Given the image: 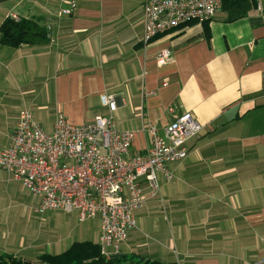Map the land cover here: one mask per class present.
Returning a JSON list of instances; mask_svg holds the SVG:
<instances>
[{"label": "crops", "instance_id": "obj_1", "mask_svg": "<svg viewBox=\"0 0 264 264\" xmlns=\"http://www.w3.org/2000/svg\"><path fill=\"white\" fill-rule=\"evenodd\" d=\"M66 1L0 0V26L11 16L50 28L46 44H0V149L9 145L21 111L51 133L59 114L72 125L109 115L100 97L114 95L116 126L134 133L135 155L149 146L146 125L164 135L172 107L202 133L187 142V157L170 166L174 180L161 179L155 198L146 191L136 228L111 258L264 264V0L241 19L230 21L222 9L209 23L147 45L146 0H73L74 13L60 16ZM162 51L172 60L160 64ZM37 203L0 171V256L39 263L74 248L88 262L101 255L99 219L40 215Z\"/></svg>", "mask_w": 264, "mask_h": 264}, {"label": "built area", "instance_id": "obj_2", "mask_svg": "<svg viewBox=\"0 0 264 264\" xmlns=\"http://www.w3.org/2000/svg\"><path fill=\"white\" fill-rule=\"evenodd\" d=\"M223 1L146 0L143 42L147 45L191 24L209 23L222 10ZM66 4L60 16L72 15L77 7L73 0ZM171 60L169 51H162L158 58L160 64ZM100 102L109 115L72 125L59 114L51 133L31 112L21 111L9 145L0 149V171L37 199L40 215L62 211L77 213L81 221L99 219L98 245L101 256L109 260L136 228V212L145 203L146 191L155 198L161 179L167 184L174 180L170 166L187 157V142L199 137L203 127L171 107L174 121L164 135L146 125L149 146L134 155V133L115 123V96L103 95Z\"/></svg>", "mask_w": 264, "mask_h": 264}, {"label": "trees", "instance_id": "obj_3", "mask_svg": "<svg viewBox=\"0 0 264 264\" xmlns=\"http://www.w3.org/2000/svg\"><path fill=\"white\" fill-rule=\"evenodd\" d=\"M255 7V0H224L222 9L227 13L230 21L245 17ZM50 31L40 19L18 20L6 18L0 26V44L5 47L19 48L21 46H36L50 41ZM77 248V247H76ZM0 264H157L151 262L137 263L129 258H111L106 260L100 254L90 262L78 249H72L61 256L44 255L39 263L18 260L11 256H0Z\"/></svg>", "mask_w": 264, "mask_h": 264}, {"label": "rangeland", "instance_id": "obj_4", "mask_svg": "<svg viewBox=\"0 0 264 264\" xmlns=\"http://www.w3.org/2000/svg\"><path fill=\"white\" fill-rule=\"evenodd\" d=\"M16 15V14H15Z\"/></svg>", "mask_w": 264, "mask_h": 264}]
</instances>
